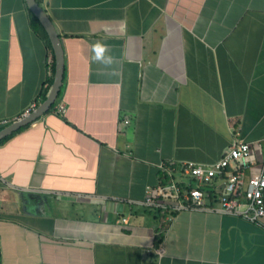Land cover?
Masks as SVG:
<instances>
[{
  "label": "crops",
  "instance_id": "1",
  "mask_svg": "<svg viewBox=\"0 0 264 264\" xmlns=\"http://www.w3.org/2000/svg\"><path fill=\"white\" fill-rule=\"evenodd\" d=\"M41 6L62 78L52 106L0 142V264H264L263 229L239 215L138 202L161 163L211 162L232 129L264 138V0ZM29 12L0 0V127L51 82ZM97 41L110 62L93 59ZM259 147L244 177L258 170Z\"/></svg>",
  "mask_w": 264,
  "mask_h": 264
},
{
  "label": "built area",
  "instance_id": "2",
  "mask_svg": "<svg viewBox=\"0 0 264 264\" xmlns=\"http://www.w3.org/2000/svg\"><path fill=\"white\" fill-rule=\"evenodd\" d=\"M35 105L31 102L22 114ZM54 109L63 112V102H57ZM127 121V118L123 119L124 123ZM232 131L228 143L211 162L161 163L156 184L147 186L139 204L154 213L180 209L232 213L264 231V153L258 170L243 176V169L252 162L253 147L260 148L264 138L247 141ZM156 251L161 250L157 248Z\"/></svg>",
  "mask_w": 264,
  "mask_h": 264
},
{
  "label": "water",
  "instance_id": "3",
  "mask_svg": "<svg viewBox=\"0 0 264 264\" xmlns=\"http://www.w3.org/2000/svg\"><path fill=\"white\" fill-rule=\"evenodd\" d=\"M24 2L28 10L36 17L46 33L53 56V72L49 88L44 98L29 111L0 127V138L11 133L21 125L33 121L49 109L57 97L62 78L63 54L57 31L43 7L36 0H24Z\"/></svg>",
  "mask_w": 264,
  "mask_h": 264
},
{
  "label": "trees",
  "instance_id": "4",
  "mask_svg": "<svg viewBox=\"0 0 264 264\" xmlns=\"http://www.w3.org/2000/svg\"><path fill=\"white\" fill-rule=\"evenodd\" d=\"M40 5H41V1L42 0H36ZM30 13V12H29ZM30 15V19H31V23L33 24V26L34 27H36V29H38L41 33H42V35L45 37V39H46V41H47V44H48V46H49V51H50V56H51V62H50V65H51V74H52V70H53V56H52V53H51V48H50V44H49V41H48V39H47V36H46V33H45V31H44V29L42 28V26L40 25V23H39V21L36 19V17L32 14V13H30L29 14ZM49 83H50V81H49ZM47 88H48V86H47ZM46 88V89H47ZM44 96H45V92L42 94V99L44 98ZM52 106V105H51ZM50 106V107H51ZM49 107V108H50ZM30 123V122H29ZM29 123H26V124H24V125H21L20 127H18L17 129H15L14 131H12L11 133H9V134H7V135H5V136H3V137H1L0 138V142H2V141H4L5 139H7L13 132H15V131H17V130H20V129H22V128H24V127H26L27 125H29ZM156 241H158V240H160V233H158L157 234V236H156Z\"/></svg>",
  "mask_w": 264,
  "mask_h": 264
},
{
  "label": "clouds",
  "instance_id": "5",
  "mask_svg": "<svg viewBox=\"0 0 264 264\" xmlns=\"http://www.w3.org/2000/svg\"><path fill=\"white\" fill-rule=\"evenodd\" d=\"M107 46L100 41L95 42L92 45V52L94 53L93 59L95 61H111V57H105V51Z\"/></svg>",
  "mask_w": 264,
  "mask_h": 264
}]
</instances>
